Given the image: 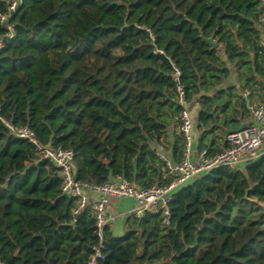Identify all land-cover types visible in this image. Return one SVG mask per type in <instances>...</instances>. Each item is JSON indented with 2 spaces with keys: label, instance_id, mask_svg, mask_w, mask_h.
<instances>
[{
  "label": "trees",
  "instance_id": "obj_1",
  "mask_svg": "<svg viewBox=\"0 0 264 264\" xmlns=\"http://www.w3.org/2000/svg\"><path fill=\"white\" fill-rule=\"evenodd\" d=\"M261 10L260 0H21L0 52L1 115L42 145L73 150L85 186L118 177L167 185L152 144L180 125L173 64L188 103L217 90L199 101V149L213 157L228 147L218 134L249 116L244 98L219 90L230 66L246 89L264 76ZM170 137L181 161L185 138ZM76 206L59 168L0 120V263L87 264L96 221ZM169 208L168 223L158 211L129 217L122 236L108 227L98 264H264V155L200 175Z\"/></svg>",
  "mask_w": 264,
  "mask_h": 264
},
{
  "label": "built area",
  "instance_id": "obj_2",
  "mask_svg": "<svg viewBox=\"0 0 264 264\" xmlns=\"http://www.w3.org/2000/svg\"><path fill=\"white\" fill-rule=\"evenodd\" d=\"M5 1V0H4ZM264 2V0H260ZM8 12L0 13V22L5 25L6 32L0 36V52L15 35V23L11 22L12 15L21 5V0H8ZM264 47V39L262 40ZM156 53H163L156 50ZM173 78L176 82L178 102L182 107L180 115V132L185 138L184 158L178 162H171L162 154L158 157L165 163V177L170 179L167 185L154 184L150 188H141L135 182L118 177L99 186H85L75 177L73 150L55 149L51 145H42L35 134L28 127H15L13 123L1 115L0 120L13 132L16 137L28 140L34 144L41 160H48L59 168L62 178V192L76 201L75 215L82 211H89L96 221V232L99 237L97 245L93 246L94 254L87 264H98L103 260V238L105 230L110 227L109 205L111 198L132 199L135 206L129 211V217L141 219L148 212L160 211L166 223L170 218L169 204L175 193L193 182L202 174L220 167H243L253 163L264 155V101L249 106L250 122L239 132H231L226 136L228 145L223 151L213 157L207 156V150L199 152L197 161H192L193 149V120L189 110V103L185 97V90L180 83V70L173 64ZM2 264V263H0Z\"/></svg>",
  "mask_w": 264,
  "mask_h": 264
},
{
  "label": "crops",
  "instance_id": "obj_3",
  "mask_svg": "<svg viewBox=\"0 0 264 264\" xmlns=\"http://www.w3.org/2000/svg\"><path fill=\"white\" fill-rule=\"evenodd\" d=\"M262 10L259 15V25L258 27L262 31V40L264 39V2H261ZM224 59H226L224 57ZM231 74L230 77L223 83V85L219 88L222 90L230 91L233 90L241 98H244L247 102L248 109L252 104H257L264 101V76H259L255 74V82L252 83L253 89L244 88V84L240 82L238 78V73L234 67L230 66ZM213 95L217 92V90L212 91ZM212 95V96H213ZM189 110L191 112L192 120H193V149L191 154L192 161H197L198 155L200 152V138H201V130L199 129V114H200V103L199 101H194L193 103H189ZM240 116V114H239ZM242 125H246L250 122V110L249 116H247ZM240 126V127H241ZM239 127V128H240ZM238 129V128H237ZM236 130V129H234ZM234 130H231L233 132ZM180 134V126L176 124L174 128L169 131L170 136L174 133ZM166 137L165 140H162V143L154 142L152 147L156 150L157 154H162L169 161L176 162L174 160L172 145L174 143L173 137ZM219 145L221 147L225 146L226 139L225 135L218 134ZM135 206V201L132 199H124V198H111L109 205V216L111 218L110 229L116 236H122L126 232V221L129 218V211Z\"/></svg>",
  "mask_w": 264,
  "mask_h": 264
},
{
  "label": "water",
  "instance_id": "obj_4",
  "mask_svg": "<svg viewBox=\"0 0 264 264\" xmlns=\"http://www.w3.org/2000/svg\"><path fill=\"white\" fill-rule=\"evenodd\" d=\"M202 37L205 39V41L212 47V48H218L219 43L215 41L213 38H205L204 35L202 34ZM214 92H201L200 94L196 95L194 97V101H200L203 96H212ZM245 128V125L241 126L240 128L234 130L233 132H239Z\"/></svg>",
  "mask_w": 264,
  "mask_h": 264
}]
</instances>
